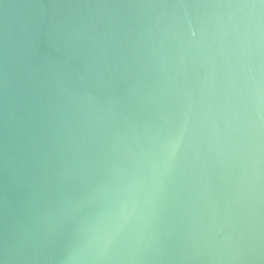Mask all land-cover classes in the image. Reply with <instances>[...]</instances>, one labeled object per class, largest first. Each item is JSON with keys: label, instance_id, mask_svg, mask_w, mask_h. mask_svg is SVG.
<instances>
[{"label": "water", "instance_id": "water-1", "mask_svg": "<svg viewBox=\"0 0 264 264\" xmlns=\"http://www.w3.org/2000/svg\"><path fill=\"white\" fill-rule=\"evenodd\" d=\"M0 264H264V0H0Z\"/></svg>", "mask_w": 264, "mask_h": 264}]
</instances>
